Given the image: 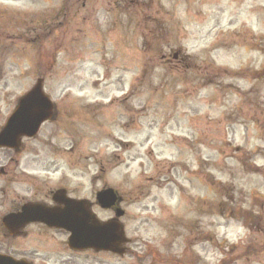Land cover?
I'll list each match as a JSON object with an SVG mask.
<instances>
[{
  "label": "rangeland",
  "instance_id": "1",
  "mask_svg": "<svg viewBox=\"0 0 264 264\" xmlns=\"http://www.w3.org/2000/svg\"><path fill=\"white\" fill-rule=\"evenodd\" d=\"M40 77L56 116L0 149V220L59 187H110L128 250L73 254L61 230L0 225L1 252L264 264V0H0V128Z\"/></svg>",
  "mask_w": 264,
  "mask_h": 264
},
{
  "label": "water",
  "instance_id": "2",
  "mask_svg": "<svg viewBox=\"0 0 264 264\" xmlns=\"http://www.w3.org/2000/svg\"><path fill=\"white\" fill-rule=\"evenodd\" d=\"M41 84L42 80H38L36 85L18 101L14 112L0 131V147L16 149L22 136H34L41 123L52 117V105L42 93ZM103 194H109L111 197L109 201L107 199L100 200L101 207L107 208L113 204L115 196L111 190ZM104 202L107 203L104 204ZM67 211L43 210L25 206L21 215H8L3 219V224L11 233H14L15 230L28 222L39 221L50 227L69 231L71 233L68 241L70 248H94L117 254L123 253V250L118 249V246L124 242L123 232L119 224L116 222L100 224L79 206ZM116 215L120 216L121 212H117ZM0 264L27 263L0 255Z\"/></svg>",
  "mask_w": 264,
  "mask_h": 264
},
{
  "label": "flooded vegetation",
  "instance_id": "3",
  "mask_svg": "<svg viewBox=\"0 0 264 264\" xmlns=\"http://www.w3.org/2000/svg\"><path fill=\"white\" fill-rule=\"evenodd\" d=\"M57 191H62L61 189H59V190H50L49 192H48V195L46 196L47 197V199L45 200V201H35V200H29V201H24L20 206H18L15 210H14V212H18L19 210H20V208H21V206L23 205V204H33V205H39V206H42V207H52V208H56V209H59V210H62V209H65L66 207H64L65 206V204L67 203V201L65 200V198H66V192H65V195H63V194H61V193H56ZM56 193V194H55ZM89 204V208H91V207H93V206H95V202H88ZM68 206H70V205H68ZM76 205H75V203H74V206H70L71 207V209L73 210L74 208H76L75 207ZM29 226H31V225H29ZM38 226H41V227H43V228H45V229H48L47 227H45L44 225H38ZM20 234H18V235H16V236H19ZM16 238H18V237H16Z\"/></svg>",
  "mask_w": 264,
  "mask_h": 264
}]
</instances>
